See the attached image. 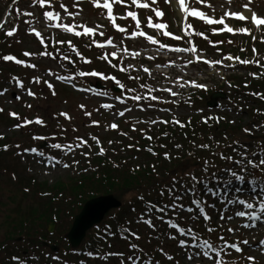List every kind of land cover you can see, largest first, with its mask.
I'll return each instance as SVG.
<instances>
[{"label": "snow or ice", "instance_id": "snow-or-ice-1", "mask_svg": "<svg viewBox=\"0 0 264 264\" xmlns=\"http://www.w3.org/2000/svg\"><path fill=\"white\" fill-rule=\"evenodd\" d=\"M166 3L171 4L173 0H165ZM195 3L198 4H207L209 8H213V6L209 3V0H194ZM13 3H16V0H13ZM57 0H31V6L34 9H38L41 12V18H37L41 23H44L48 28L60 30L63 33L71 34L75 37H87L89 38L88 47L95 45L97 48L104 49L106 46L116 47L114 45L113 39L108 38L105 41H97L94 37L99 34L100 36H104L105 33L102 30L105 26L103 24L96 23L93 26H90L86 21L80 20L76 21V17L80 16L81 11H69L68 6L63 3V0H59V7L63 11V16L60 11H56ZM89 3L97 10H99L100 16L102 18H106L112 27H114L117 31L124 33L126 35H130L131 38L143 37L150 44H158L159 49H170L171 51L177 53L188 52L191 53L194 59H189L187 61L188 64L198 63L203 60L204 63L208 64L210 67H215L218 64H222L221 60H208L203 58L198 54V50L195 46L190 48H170L169 45L161 43L158 39H156L153 35H149L143 30H141V20L139 18L138 12L134 10H128L127 16H121L122 19L130 17L133 21H135V29L128 33V30L118 24L117 16L114 14V6L115 5H123L126 9H130L135 7L137 9H149L155 12L157 17H163L164 12L157 7V0H151V3L148 0H89ZM228 4L232 3V0H227ZM175 4L178 10L182 13V17L184 20L183 27L185 30L190 29L192 25L187 22V17L191 16L197 18L208 25H223L222 28H212L214 33L220 31H227L228 33H241L251 35L252 29L247 27L233 28L225 23L226 18H234L240 21H249L253 25V27L264 33V15L258 14L252 7L253 0H246L245 3L241 5L243 11H234V10H225L223 14L218 18H213V16L207 14L205 11L199 10L197 7L190 6L188 0H175ZM73 7H80V0H76ZM214 11V8H213ZM17 15L21 13L19 11L16 12ZM28 17H34V11H26L23 13ZM65 17H71L72 22L66 23ZM147 26L149 28L155 29L157 32L164 30L162 34L164 36L173 37L176 40H180L181 36L174 35L172 32L167 31V23L166 22H156L153 23V19L151 16L147 18ZM0 29H3V25L0 24ZM29 34H34L38 39L40 45L44 46V50L40 52H30L25 50L23 52L24 57H50L51 59H57V56L53 55L51 52L47 50V44L45 37L42 35V31L37 27L33 26L31 22H29V28L27 29ZM16 32L15 28L6 31L7 37H13ZM199 35L203 36L204 33L200 32ZM207 39V37H205ZM253 40H256V36H252ZM261 42H264V35L260 37ZM19 43V41H17ZM57 44H67L68 49L75 53L77 57H79L80 61L86 64L92 63V61L85 57L77 48V46L72 42V40H58ZM232 43V41H229ZM122 51L124 54H128V49L125 47L123 49H118L117 51H112L111 53H105L101 55L99 58L107 61L112 67H119L120 71L127 72L129 68L133 67L132 65H128L127 68L121 67L117 64H112L111 59L109 57H117L118 52ZM256 48L253 46V53H256ZM58 55L62 57L64 61H68L71 64H76L77 62L72 60L71 56L67 52H58ZM131 55L133 57L139 55L138 52H132ZM153 57H149L152 59ZM229 60H235L239 64L247 65L250 63L260 64V61L257 59H241L240 57H232L229 55L227 57ZM0 60L5 62H14L16 65L23 66L25 68L37 69L38 65L34 62H30L25 59H18L17 56L12 54H7L0 56ZM171 63H175L172 61ZM264 67V65H260ZM64 67V65H61ZM143 68V72L147 73L149 76L152 75L151 70L146 66H141ZM48 76L55 77V79L59 81H67L70 84L75 80L76 77L84 78V77H92L99 78L101 80H112L118 85L120 88H125V85L121 83L115 76L106 75L105 73L92 69L90 71L79 70L70 75H57L51 68H49L46 72ZM253 76H259V73H252ZM130 79H139V77H130ZM181 78H177L173 83H179ZM11 80L15 82L16 86L26 92V94L30 97L36 98L37 93L32 91L30 88H25V85L22 80H20L16 76H12ZM32 80L39 84L41 80L47 85L49 89L52 90V95H55L56 92L54 90L53 84L44 79L43 76H33ZM190 83L193 87L196 88H205L206 85L199 84L195 80H191ZM73 87H76L75 84H72ZM184 87L183 84L180 85ZM141 88H148L147 94H136L135 89H128L127 92L130 95H119L115 96L114 99L119 101L120 103H126L127 99H131L133 103V107L140 108L141 111L147 109H155L157 105L151 103L152 101H158L162 103H175L179 104L178 100H164L163 97L152 94L157 89L149 88L148 85L142 84ZM82 91H88L89 89H81ZM160 91H167L170 93L172 97H177L179 93L172 90V88H161ZM7 92V89L0 90V95H3ZM101 96H108V92L99 93ZM251 95L258 96L261 99H264V94L260 92L251 93ZM16 99H21L20 95L16 96ZM140 101H146L147 103L141 104ZM28 108H31V104H26ZM101 108L105 110H111L114 108V105L111 103H102L100 105ZM80 109H85L86 105L80 104ZM133 110L132 107H125L123 110H120L116 113L123 117L125 112H131ZM161 111H171V109H160ZM95 111L99 112L100 109H95ZM259 111V110H258ZM4 112L3 108H0V113ZM8 115L17 123L12 125L14 129H21L27 127L32 124L45 126L46 121L40 117L36 116L33 119H29L28 117H21L20 113L16 111H9ZM58 116L64 117L66 120L71 121L72 117L67 112H60L57 114ZM84 115L87 117L92 116V112L84 111ZM209 119H215L213 117L203 118L204 123H208ZM144 121H135L132 124L133 131L137 130V124L142 123ZM218 122V120H217ZM147 123L151 125L157 124H171L178 125L180 128H184L187 124L191 123V118L189 117L187 122H182L175 114H173L170 120H166L163 118H156L148 120ZM91 125H99L100 121L98 120H90ZM60 127L59 123L57 125ZM108 128L112 130H117L119 125L115 122H112L107 125ZM253 127L259 128L260 125H254ZM76 130L75 128L73 129ZM142 133H144L145 138L148 140H152L153 137L148 135L145 129H139ZM244 132L251 134V129L244 128ZM121 135L127 136L128 134L125 132H121ZM161 135L167 136L168 133L164 132ZM55 137L53 134L52 138ZM4 139V133L0 132V140ZM32 139L35 141H46L49 137L43 135H33ZM92 141L98 146V154L104 155L107 151L102 145L97 136L91 137ZM210 140L214 139L213 137H209ZM225 139L227 137L225 136ZM109 144L113 143V141L109 140ZM216 146L220 147L221 142L216 141ZM194 147L208 150L210 153V157L203 158V163L200 165V175H197L196 172H186L184 177L172 176L171 182L168 184H164L160 187L158 192L161 201L159 204L153 203L151 201H144V197L140 196L139 199L145 202V213L148 214V218L142 215L139 217L140 222L145 223L152 232L149 234L150 238L156 236L158 234L159 225L153 223L152 217L159 221H161L164 225L167 226V231L163 233L168 239L174 240L177 242L178 248H180L185 253V258L189 261V264H237L235 259H226V257L231 255V252L234 251L238 254L244 253V248L241 245H250V241L247 238L239 240V242H229L228 239H225L223 234L219 235L218 240L219 244L213 243L211 237H204L201 233L196 231L193 227V223L200 220L202 218L206 230L208 233L216 232L219 228L221 233L224 231V224L233 221L234 217L246 218L247 222L244 223V228H255L257 222L264 223V145H261L257 148L256 151L249 153V148L251 145L242 144L239 140L232 141L231 144L224 145L226 148H231V154H226L225 152H216L213 150V146L208 143L196 144L195 141H192ZM17 149H20V145H14ZM52 149H57L64 151L65 154L72 153L75 155V149H80L85 146L89 148V152H81L80 154L87 157L91 154V145L89 141L83 137H76L75 141L72 143H51L49 145ZM164 147L165 145H160ZM9 145L7 143L0 145V149L3 151H7ZM129 148L135 147V145L129 144ZM176 149L182 148V145L177 143L174 145ZM146 150L150 152L152 155H157V153L151 147H147ZM139 151V148H137ZM22 153H31L35 154L39 157H45L48 163L45 164V167L51 166L55 168L57 164L61 165L63 168H68L70 165L61 160H57L55 156H47V154L38 149L37 147L23 148L20 152H17V155H21ZM165 159H171V156L168 152L164 154ZM189 155H194L192 152H189ZM223 161V165H218L216 163V158ZM55 161V163H52ZM38 163H44L43 160H38ZM78 160H73L72 164H78ZM139 165H137V168ZM153 171H155V166H153ZM259 173V174H258ZM49 174L48 172L45 173ZM216 197L217 200L223 204L224 209L227 210L231 206H242L245 210H234L232 215H227L224 210L220 211L219 220L224 223H219L216 226L211 225V221L213 217L207 211L208 208L213 210L216 209V203H209L206 199L207 196ZM185 197H190V205L186 206L184 204ZM194 206V207H193ZM250 210V211H249ZM171 212L172 216L176 219H173L172 216H167V214ZM167 216V218H166ZM181 221L185 222L184 224ZM125 232H130L131 237H134L136 240L140 239V236L137 232L131 231L129 228L125 227ZM238 231L237 228L228 227L227 232L235 235ZM124 238H128L125 236ZM158 238V236H157ZM258 250L261 254H264V239L258 241ZM129 248L132 250L131 254H126L123 252H109V253H101L97 251L95 254L93 252H88L87 255L89 257H97L105 262L108 261L109 257H118L120 264H161V260L156 259L154 254H150L146 252L140 245L133 243L130 241ZM156 251H158L165 260L172 262V264H179V261L175 259L174 255L166 252L163 247L158 246ZM245 259L248 264H256V257L254 255H246L242 257ZM11 260L16 262V264H25L24 260L19 257L13 255ZM83 264V262H82Z\"/></svg>", "mask_w": 264, "mask_h": 264}, {"label": "rangeland", "instance_id": "rangeland-1", "mask_svg": "<svg viewBox=\"0 0 264 264\" xmlns=\"http://www.w3.org/2000/svg\"><path fill=\"white\" fill-rule=\"evenodd\" d=\"M23 1V2H22ZM149 1V0H148ZM22 2V3H21ZM76 2V0H68L69 6L68 8L70 9V11L76 12V11H81L82 9V13L80 16L76 17V21L79 22L80 20L86 21L90 26L95 25L96 23L99 24H103L105 27L102 29L104 31V33L108 34L109 38H113L115 41H117V45L119 46V49H123L124 48V43L129 45L131 48H143L146 50V46H147V40L145 39H141L140 37L137 38H131L130 35H126L124 33H118L116 32L117 30L111 26V24L109 23V21L106 18H102L100 16V13H95L92 11V7L91 4L89 2H86V4H82L80 3V7H73L74 3ZM246 0H232L231 4L227 3V0H209V3L213 6V8H209L207 6V4H198L195 3L194 0H192L193 3V7H197V8H202L206 11V13H208L209 15H215L217 18H219L223 12L225 10H239V11H243V9L241 8V5L243 3H245ZM17 3V4H16ZM16 3H11L10 0H0V22L2 23H6L9 24V22H16L18 23V19H19V15L17 16L16 12L19 11L21 14H23L26 11H34L35 13V18L34 17H28L26 18L27 21V29L29 28V22H31V24L37 28H39L42 31V34L45 35L46 31H48L50 28H46L45 29V24L41 23L39 19L37 18H41V12L38 9H34L31 6V0H21L20 2L18 0H16ZM21 3V4H20ZM161 5H165V9L167 8L168 10V17L166 19H164L163 21L166 22L167 24L169 23V25L171 26V30L176 33L177 35L180 36H184L186 37L185 40H187V38H190L189 34H190V29L185 30L183 27V17L182 15L179 13V10L175 9L173 6L175 5V3H166L165 0H161V2L159 3ZM157 5H154V7H159ZM252 7L255 11L259 12L261 15H264V0H253V4ZM22 8V9H21ZM56 11H60L62 16H63V11L62 9H60L59 5L55 7ZM129 10H134L138 12L139 18L142 21L143 20V24L141 26V29L145 30V32L149 35H153L156 36L157 33L155 31H153V28H149L147 25H145V23L147 22V18L149 16L152 17L153 21H156L154 12L149 10V9H137L135 7L130 8ZM127 11L124 6L122 5H115L114 8V14H119L118 16H127ZM171 16V17H170ZM3 18H6V20L9 22H4ZM11 19V20H10ZM42 19V18H41ZM71 19V18H70ZM128 22H126L125 25H123L124 28H126L128 30V33H130L131 31H133L135 29V21L131 20L130 17H127ZM229 23H232L230 21H228ZM168 25V26H169ZM12 25H8L6 27H3V29H0V36L2 34V31H5L6 29H11ZM14 28V27H13ZM236 27H234L235 29ZM239 28V27H238ZM248 28L252 29L250 25H248ZM116 30V31H115ZM252 33L255 36L260 35L261 33H259V31L257 30H253L252 29ZM16 34H18L14 39L9 40L6 44H7V51L10 52H6V54L4 53V55L7 54H19L20 50H25V48H31V52H40L41 50H43V47L39 44L38 41H32L33 39L29 36H25V37H21L19 31L16 32ZM19 36V37H18ZM19 38H21V40H19ZM182 39V38H181ZM19 41V43L17 42ZM52 43L50 40H46V42ZM169 44H173V45H185L187 46V44L185 42H183V40H179L177 43L170 41ZM42 47H40V46ZM192 46V44H190L189 47ZM116 51L118 49H115ZM165 52H167L164 49ZM169 51L171 53H169L170 55L174 56V58H178L179 62H180V66L177 65L176 68H173V70H175L174 72L171 71V75H175L177 77H175L174 80H177V78H181L179 80V82L184 81L188 78V80H205L206 81V86L210 89H214L218 86H223L222 88L227 90H230V86L223 83L225 82L224 78L225 75L227 74L225 73H221L218 74V72L215 71V74H213V72H209L210 70L205 68L204 65H200L199 63H192V64H188V63H184V61L181 62L182 58H186V60L188 59H194L191 53L188 52H183V53H174L173 51H171L169 49ZM72 58V60L76 61L77 63L75 64L74 67H68V65L66 64L67 61H64L62 58L61 60H53L50 57H25L26 60H29L30 62H34L38 65L37 69H31V68H25L23 66H19L17 65V67H12V75L18 76L20 78L23 77L22 81L25 85V88H30L32 91L38 93V86H40V84L43 86H47L43 80H41V82L39 84L35 83L32 80L33 76H43L44 79L49 80L51 83H59V80L55 79V77H51L48 76L46 74L47 70L49 68H51L57 75H70L73 74L79 70H83V71H90L92 69L95 68V66L91 64H86L83 63L82 61L79 62V57H77L76 55H73V53L69 50L66 49V51ZM198 54L201 56H206L209 57L210 59H214V60H219L222 59V56H217V55H211L209 53V51L207 52L206 50H201L198 51ZM121 58H125V54L121 51ZM126 59H124V64L122 66H125V61ZM153 63L154 64H165L164 60H157V59H153ZM69 63V62H67ZM61 65H64V67H61ZM70 65V63H69ZM98 64H96L97 66ZM128 66V65H126ZM163 69H165L166 67H162ZM170 68V67H169ZM143 71V69H140ZM168 70V69H165ZM238 72V70L235 71H228V73H236ZM103 73L110 74L109 72H105L103 71ZM152 73V72H151ZM210 73L211 75L207 78V74ZM238 73H242V72H238ZM22 76V77H21ZM117 76V75H116ZM135 77H139V78H146V76H144L143 73H141V75L139 74H135ZM171 76H168L166 74H160V73H156L154 75L148 76V84L149 85H153L155 82H159V80H161L162 82H168L169 83V79ZM76 78H80V77H76ZM82 79V78H80ZM184 79V80H183ZM84 80V79H82ZM139 81H143L142 79H139ZM147 84V85H148ZM186 82H183V85H186ZM188 85V84H187ZM4 83L0 84V90L1 87L3 88ZM5 88L8 89L7 92H5V96H3V98H1V100H4V103L6 105H10V107H13V105H17L19 104L21 106L20 103H18L20 100H27L30 99L32 97L28 96L26 94V92H24L23 90L19 89L16 85L15 86H5ZM161 88H165L163 86V84H161ZM160 90L154 91V95H157L159 93ZM15 95V98H14ZM20 95L21 99L17 100L16 96ZM88 95H91L93 97V100L90 98L89 100H87L86 97L82 96H77V95H71L72 97L69 99V101H65L66 98L63 99V101L60 102L61 106L59 108L64 109V112L69 113V115L73 118L72 122H66L65 124V128H63L62 130L58 131L57 133H55V137L57 140H51L52 142H50V140L48 141V144L51 143H56V142H60V143H72L73 141H75L76 137H83L85 133L93 131L92 129H89V123L90 120H99V118L96 116V111L95 109H98V104H101V102L106 103L107 101H105V97H99L95 92L94 93H90L88 92ZM168 97L171 98V95L168 94ZM33 99V98H32ZM30 101V100H28ZM94 105L92 104L93 102ZM99 101V102H98ZM230 100L226 101V102H221L220 106L218 109H215V111H209L206 107H202V108H196V107H191L190 105H184L182 106V108L179 107H175L173 108V106L170 107H163V108H158L156 107L155 109H147L144 111H137V110H132L131 112H125V115L123 117H126V120H131L129 117L132 118H140L141 120L143 119H147L150 120V118H160L163 116H168V115H173L175 114L176 116L182 117L183 115H193V114H201V112L204 111H208L211 112L212 114L215 115L216 114H225L228 117V120L238 124L240 122L243 123H249L250 121V117L249 114L247 113H242V112H238L235 111L231 108L230 105ZM80 104H84L86 105L85 109H80L79 105ZM56 108V109H59ZM125 108V106L122 105H118L117 104V109L116 111L113 110H106L108 112L107 118H106V122L108 124L114 122V120H121V116L116 115V113L120 110H123ZM160 109H171V111H161ZM243 109L245 110L246 108L243 107ZM84 111H89V112H94V114H92L91 118L87 119V122L84 124V126H82V119L81 116L83 115ZM53 112H55L53 110ZM32 115V114H30ZM129 116V117H128ZM46 118V116H44ZM61 117V118H60ZM56 118L59 119H64L62 116H56ZM86 125V126H85ZM51 126L52 129H55V125L51 122ZM50 126V127H51ZM77 126V127H76ZM82 126V127H81ZM260 131L262 132L264 130L263 126L260 123ZM45 128H43L42 130H39L38 128L35 127L34 130V135H38V134H42V133H48L49 130H47L46 126H44ZM76 129L75 131L73 129ZM79 128V129H77ZM81 129V130H80ZM69 130L73 133L72 135H68L67 133H69ZM88 130V131H85ZM254 131L257 129H253ZM67 133H66V132ZM259 131V130H257ZM2 132L4 133H9L10 135L12 134L11 131L9 132L7 128H3ZM71 134V133H69ZM53 136V135H52ZM33 147H37L38 149H40L39 144L34 145ZM42 151H44L47 156H55L57 158V160H61L65 163H68L70 165V167L68 168H63L61 165L57 164L55 168H52L51 166L49 167H45V164L48 163L47 159L45 157H41V158H37L36 155H28L25 153H22L20 156V161L21 164L23 165V168L27 171L26 174L28 173L29 175H33L35 178L38 179V181L42 182V181H47L49 184L53 185L56 182H64L65 180L67 181L68 179L72 178L73 176H75L76 174H78V172H80L79 170V166L78 164H72V161L75 160V157L77 156V151L75 150V155H73L72 153H67L65 154L64 151L61 150H57V149H52L49 145H47L44 149H40ZM19 156V155H18ZM38 160H43L44 163H38ZM52 163H55V161H53ZM46 172H48L49 174H45ZM186 199H190V197H185ZM216 209L217 210H213L210 208L211 214H212V222H214L216 225L219 223H224L222 221L219 220V214L221 210H224L226 213L228 210H225L223 206L220 205V202L217 200L216 202ZM175 219V218H173ZM195 226L198 227L203 226L204 227V223L200 224V223H195ZM193 224V227H195ZM57 226V224H56ZM234 227V228H238V224L235 221H231L228 223L224 224V230L227 232V228L228 227ZM56 228V227H55ZM66 230H63L62 232H60L61 234H66L65 233ZM245 234V233H244ZM3 233H0V236H2ZM246 235V234H245ZM231 238L235 237L237 238V236H240V233L237 231L235 233V235L230 233ZM244 238V237H243ZM242 238V239H243ZM248 238V237H247ZM65 245H62L63 248V252H65ZM250 251H253L252 249ZM67 252V251H66ZM183 255L185 256L184 252ZM51 260L49 261L50 264H66L63 263L65 261L60 262L59 260H56L55 258H50ZM186 259V258H185ZM188 261L187 259L185 260V262ZM189 262V261H188ZM31 264H44V262L42 260H38L35 259L34 261L30 262ZM187 263V262H186ZM194 264V262H193Z\"/></svg>", "mask_w": 264, "mask_h": 264}, {"label": "trees", "instance_id": "trees-1", "mask_svg": "<svg viewBox=\"0 0 264 264\" xmlns=\"http://www.w3.org/2000/svg\"><path fill=\"white\" fill-rule=\"evenodd\" d=\"M193 124L192 127H189L188 130H183L181 133L178 132L181 129L170 127L166 129L163 127L161 130H158V135L155 137L160 139V145L165 146H157L158 151L156 156H158L159 160L156 162H154V159H150L141 164L138 170H120L112 166H100L96 174L92 176L86 175L75 180L70 185L60 186L58 192L70 200L69 204L71 205V209L68 215L73 214L77 208L80 209L81 205L88 198L102 194L103 191L108 193V190L117 189L122 194L128 193V195L140 194L142 191H147L148 194H152L153 192L158 194L161 185L158 177L172 174L176 170L175 168L181 165V160L178 159L177 156L176 159L173 158L172 155H170L171 159H165L162 157V154L165 152L170 154V151L174 149V145L179 143L183 146V149L180 151L183 153V155L180 154L181 157H191L189 152H198L197 148L192 144V141L196 142L205 139V136L201 134V131L204 132L203 128H201L203 126L197 121H194ZM186 127H188V125ZM164 132H167L168 135H161ZM155 140L158 141L157 139ZM145 142L147 143L148 141ZM0 145H2L1 142ZM133 149L138 153L136 148ZM186 149L187 152H185ZM148 157L151 156L147 155V159ZM1 158H3L2 155H0V159ZM177 160H179V162ZM188 160L189 159H187L186 162H188ZM153 166H155V171H153ZM6 173L5 169L0 166V197L6 193L10 194L7 196L8 202L5 206L4 204H0L3 205V208L0 209V233H3V235L0 236V257L7 255L2 252L6 249H10V246L17 237H22L24 235L28 238L27 241H30L32 249L34 250L35 247L40 246L41 240L46 236L47 232L44 229V224L54 220V217L63 220V218L60 217L61 212L58 209L57 211L59 212H55L52 215L49 214L50 210L53 213L56 208L55 206L53 207L52 200L42 203L41 198L39 199L38 197V192H36L34 188L30 189L29 187H25L23 180H20L18 184L11 183L8 185V179L12 178L10 176L7 177ZM16 177L17 176H15V178ZM3 186L6 187V191ZM40 189H44L45 192L48 191L44 186L43 188L40 187ZM151 190L153 192H151ZM58 198L57 194H54V202H56ZM133 199L135 200L136 198ZM0 202L2 201L0 200Z\"/></svg>", "mask_w": 264, "mask_h": 264}, {"label": "water", "instance_id": "water-1", "mask_svg": "<svg viewBox=\"0 0 264 264\" xmlns=\"http://www.w3.org/2000/svg\"><path fill=\"white\" fill-rule=\"evenodd\" d=\"M119 205L112 197L99 198L98 200L88 202L83 213L77 216L73 229L68 235L73 245L77 246L80 243L88 228L98 223L103 218L105 212Z\"/></svg>", "mask_w": 264, "mask_h": 264}]
</instances>
